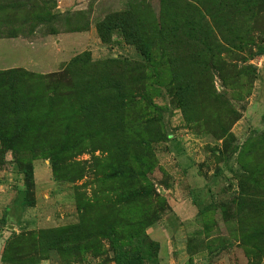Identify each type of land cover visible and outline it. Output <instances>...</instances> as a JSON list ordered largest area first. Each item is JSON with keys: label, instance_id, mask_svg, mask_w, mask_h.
Segmentation results:
<instances>
[{"label": "rangeland", "instance_id": "374dc122", "mask_svg": "<svg viewBox=\"0 0 264 264\" xmlns=\"http://www.w3.org/2000/svg\"><path fill=\"white\" fill-rule=\"evenodd\" d=\"M199 1L0 0V264H264V0L230 10L241 49ZM108 149L128 184L105 176Z\"/></svg>", "mask_w": 264, "mask_h": 264}, {"label": "trees", "instance_id": "16d2710c", "mask_svg": "<svg viewBox=\"0 0 264 264\" xmlns=\"http://www.w3.org/2000/svg\"><path fill=\"white\" fill-rule=\"evenodd\" d=\"M254 1L256 0H231V2L227 3L226 5H223V2H216V0H201L196 3L204 7L206 13L211 17L213 21L215 20V23H218L221 27H225L230 32L231 39L228 40L230 45L236 47L237 49H241L243 45L245 44V43L242 44V41L244 40V38L241 35V33H238V29H236V27L231 28L230 30V23L233 24L234 22H236L235 16H231L230 10L242 9L244 11H248L251 8L250 6L254 3ZM181 2L183 3V9L188 11V16H186V18L184 17V24H186L184 29L188 33V36H190L193 40L197 39L199 43H203L204 38L194 37V33L197 29L193 26L192 14H193L194 9H197L196 6L187 1H181ZM208 7H211L212 9L208 10ZM224 8H226L225 12H221ZM111 20H112V17L107 19L106 22L111 21ZM103 23H105V21ZM100 24H98L96 27H97L100 39L105 41V37H103L101 33ZM77 30H80V29L79 28L74 29V31H77ZM126 36L129 37L130 39H133L129 41H133V42L136 41V47L139 50L140 54H142L144 59H148L149 58L148 52L150 49L149 48L150 38L143 32L129 33ZM260 51L261 49L258 47L255 53H260ZM76 58L77 57H74L70 62H73L74 60H76ZM95 65L98 66V68H100V72H94L92 80L89 81L88 83L92 92L93 91L96 92L98 89H102L101 88L102 85L108 80L107 76L111 73V72H102L105 69H108V67L110 66L107 61L106 62L99 61L98 63H95ZM140 67L141 66H139L138 68L140 69ZM197 72H199V80L196 82V85L198 86V91L201 92L203 89H205L204 84L207 82V81H204V79L206 78V74H205L206 71L200 67L197 70ZM9 73L11 72H8L7 74ZM22 74L26 75V72H22ZM131 78H132V75L128 74L127 77H125L121 82L116 80L117 84L113 85L116 89L114 91L120 92L121 91L120 89L122 88V86L133 84L134 82H133V79ZM177 90H178V93L181 95L186 93L192 96L193 94V91L191 90V87L189 86V84H184L182 87L181 86L178 87ZM72 91L74 92V95L77 99L81 98L83 99V101L85 100L82 97L83 95L82 91L80 90H72ZM55 98L58 99V101H63L65 99V96L56 95ZM182 105H183V101L180 104V106ZM0 141L2 143H7L10 141L8 138H5V136H3V134L1 133V130H0ZM137 147H141V157H138L137 159H140V158L144 159L145 157H149L151 155L150 149L148 148L147 144L146 145L138 144ZM101 152H105L106 153L105 156H103V158H96V159L98 163L101 160L104 162L103 163L104 165L102 166V170L106 171L105 176L107 178H110L116 181H125L128 184V182H130L132 178H130V173L128 175L126 174V170L124 168L126 166L123 164L125 162V159L120 154L117 155L118 150L108 149V150H104ZM51 164H53V162H51ZM27 172H30V169ZM120 189L123 192L120 194L119 197L125 203H133L135 201H139L142 199V196L144 195L143 191H140V189H138L137 187L135 188L134 186L130 187V185L129 186L125 185L124 187H121ZM119 202L121 201L119 200ZM141 206L145 210V213L143 217L140 218V219L142 218L143 219L142 220L138 219L140 221H137V222L138 224H141L140 225L141 227H144L148 225L149 223H151L152 221H154L156 218V215L154 213L149 214L147 209L142 204ZM128 264H142V263L136 258H132V262Z\"/></svg>", "mask_w": 264, "mask_h": 264}]
</instances>
